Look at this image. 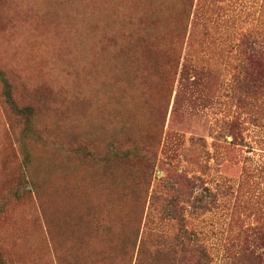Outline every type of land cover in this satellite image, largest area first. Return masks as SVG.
Segmentation results:
<instances>
[{"label": "rangeland", "instance_id": "rangeland-1", "mask_svg": "<svg viewBox=\"0 0 264 264\" xmlns=\"http://www.w3.org/2000/svg\"><path fill=\"white\" fill-rule=\"evenodd\" d=\"M0 70V264H264V0H0Z\"/></svg>", "mask_w": 264, "mask_h": 264}, {"label": "trees", "instance_id": "trees-1", "mask_svg": "<svg viewBox=\"0 0 264 264\" xmlns=\"http://www.w3.org/2000/svg\"><path fill=\"white\" fill-rule=\"evenodd\" d=\"M0 78L4 83L3 95L6 102L16 114L25 116L29 123L32 107L29 105L23 107L19 106L13 97L12 85L9 80H7L2 70H0ZM205 190L208 191V188H205ZM206 198L207 197H205V195L201 194L200 196H196L194 202H197L198 206L200 204L201 207H204L205 210H207L209 208V202ZM181 200V197H175V200H173L170 205L163 207L161 212L166 215H178V213H182V210L185 208L184 204L181 203ZM178 219H181V217L178 216ZM261 226L263 227L264 224ZM261 226H259L258 229L262 230ZM182 233L184 235L176 236L174 241L169 242L167 237H164V235L153 234L151 231L150 233L148 232V235L150 234L148 237V247H142L140 252V256L142 257L140 259V263L186 264V256L191 254L195 257V264H210L211 257L205 244L199 243L198 241L196 242L197 239H193V234H196L195 230H189L184 227ZM151 248H153L152 252L149 250ZM179 253H181L180 256H178Z\"/></svg>", "mask_w": 264, "mask_h": 264}]
</instances>
